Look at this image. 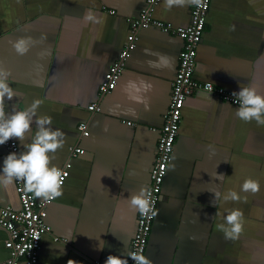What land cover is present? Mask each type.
Instances as JSON below:
<instances>
[{"label": "crops", "instance_id": "crops-1", "mask_svg": "<svg viewBox=\"0 0 264 264\" xmlns=\"http://www.w3.org/2000/svg\"><path fill=\"white\" fill-rule=\"evenodd\" d=\"M195 1L169 8L161 0L154 16L174 27L187 26ZM146 4L0 0V66L10 70L17 92L7 106L22 108L41 99L38 115L51 116L52 126L64 132L63 145L51 154L59 168L71 146L84 149L72 158L62 193L47 208L51 231L43 235L39 264L70 259L104 264L109 254L130 251L140 212L128 198L141 189L146 194L150 186L184 40L156 26L141 29L115 88L102 95L99 90L125 45L131 20ZM87 10L102 13L103 22H84ZM22 36L32 37L23 55L12 46ZM195 77L232 91L249 83L264 91V0H212ZM141 78L153 85L147 104L123 91L128 80ZM211 96L214 100L195 91L183 106L145 252L151 264H264V124L237 118L238 105ZM93 103L99 111L89 110ZM83 122L89 135L79 130ZM6 154L5 144L0 145V161ZM248 177L260 182L257 192H240ZM229 189L240 192L241 199L214 201L213 192ZM0 204L21 207L16 184L12 190L0 188ZM232 209L243 213V228L236 238H226L219 225ZM8 236L0 228V264L10 257ZM98 237L107 242L103 250Z\"/></svg>", "mask_w": 264, "mask_h": 264}, {"label": "built area", "instance_id": "built-area-1", "mask_svg": "<svg viewBox=\"0 0 264 264\" xmlns=\"http://www.w3.org/2000/svg\"><path fill=\"white\" fill-rule=\"evenodd\" d=\"M160 1L147 0L146 7L141 11L140 16L131 20L130 32L125 45L118 59L110 66L99 90L102 95L115 88L127 59L136 47L141 29L156 26L166 32L176 34L184 40L176 78L173 81L170 104L164 115V124L157 144V156L151 170V183L146 192L150 210L146 213H139L137 229L129 251L142 252L143 254L148 246L168 165L173 157L186 99L195 91L207 92V85L212 83L214 85L212 94L237 105L234 102L232 90L215 85L211 81L197 80L195 77L198 48L206 28L212 0H196L191 11L190 24L179 27H174L154 16V8ZM89 110L99 111L100 106L98 103H93L89 106ZM79 130L83 135L90 133L86 122L79 124ZM5 148L7 153L12 150L19 151L20 145L16 139L12 138L5 143ZM81 153H84V149L79 146L69 148V158L65 165L60 167L63 173L62 186L70 174L72 158ZM15 184L21 207L15 209L10 205L0 204V228L6 229L9 233L5 247L10 251V257L6 264H39L43 235L51 231V226L47 223V208L58 196L47 200L38 199L33 193L25 190L23 180L16 181ZM128 264H134V261L129 258Z\"/></svg>", "mask_w": 264, "mask_h": 264}, {"label": "clouds", "instance_id": "clouds-1", "mask_svg": "<svg viewBox=\"0 0 264 264\" xmlns=\"http://www.w3.org/2000/svg\"><path fill=\"white\" fill-rule=\"evenodd\" d=\"M184 0H167V6L182 5ZM86 23L101 24L103 14L87 10L83 16ZM32 44V37L22 36L12 42L15 51L21 55L26 53ZM159 56V61L165 64L168 58L162 54L153 53ZM150 63L159 66L158 61ZM150 81L144 79H130L123 86V91L130 100L147 104V93L152 89ZM214 88L212 83L207 85V92L211 99V92ZM17 95L16 90L10 82V70L0 66V145L7 143L10 139L16 138L21 141L22 149L8 152L0 161V188L12 190L16 181L23 180L27 192L33 193L36 197L50 199L62 193V169L51 163L56 150L63 145L64 132L52 126V117L49 115H38V108L42 101L34 98L30 104L17 108L15 104L9 108L6 101L12 100ZM234 102L238 105L235 110L237 118L243 121L255 120L264 124V91L259 90L255 85L249 83L239 87V90L232 92ZM214 100V99H213ZM32 135L26 140L29 133ZM260 189V182L253 177L246 178L240 186V192H257ZM240 192L229 189L221 193L215 191L214 201H237L241 199ZM131 207L141 213L150 210V202L146 199L143 189L133 193L128 198ZM243 213L239 209H232L224 217V223L219 225L220 230L226 238H236L242 231ZM99 240L100 250L106 245V241ZM129 258L134 264H151L148 256L142 252H126L123 255L109 254L104 264H128ZM68 264H76V261L69 260Z\"/></svg>", "mask_w": 264, "mask_h": 264}, {"label": "flooded vegetation", "instance_id": "flooded-vegetation-1", "mask_svg": "<svg viewBox=\"0 0 264 264\" xmlns=\"http://www.w3.org/2000/svg\"><path fill=\"white\" fill-rule=\"evenodd\" d=\"M47 214H48V210H47Z\"/></svg>", "mask_w": 264, "mask_h": 264}]
</instances>
